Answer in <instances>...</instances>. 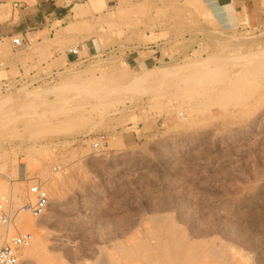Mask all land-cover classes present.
Listing matches in <instances>:
<instances>
[{
    "label": "rangeland",
    "instance_id": "374dc122",
    "mask_svg": "<svg viewBox=\"0 0 264 264\" xmlns=\"http://www.w3.org/2000/svg\"><path fill=\"white\" fill-rule=\"evenodd\" d=\"M101 1L65 28L82 44L70 62L57 34L45 48L0 41V194L20 205L30 184L47 191L40 217L22 213L42 224L47 264H110L101 249L117 245L134 251L122 264H165L150 229L168 221L185 232L181 248L197 242L194 261L223 241L238 263L264 264V28L222 27L216 1Z\"/></svg>",
    "mask_w": 264,
    "mask_h": 264
},
{
    "label": "crops",
    "instance_id": "0c3cea01",
    "mask_svg": "<svg viewBox=\"0 0 264 264\" xmlns=\"http://www.w3.org/2000/svg\"><path fill=\"white\" fill-rule=\"evenodd\" d=\"M105 1L108 4L110 0ZM101 2V0H0V41L20 34L26 45L33 43L45 48V46H49V40L57 34V39L64 42L68 48L76 45L81 48L82 44H74L78 35L68 34L65 31L71 19V9L75 3H86L94 9V11H90L97 14L99 11L95 9L101 8ZM215 3L220 9L208 10L222 27L239 28L244 25L254 29L264 28V0H216ZM84 43L87 49L94 47L87 40ZM57 49V46H52L50 50L58 55ZM67 49L65 59L70 62L74 57L68 53ZM27 52L14 55L8 60L16 61L19 64V60L26 56ZM30 54L34 63L37 62L39 55ZM149 57L155 58L156 62L160 55L154 50ZM147 63H150L149 59L139 58L134 64L147 66Z\"/></svg>",
    "mask_w": 264,
    "mask_h": 264
},
{
    "label": "bare ground",
    "instance_id": "6f19581e",
    "mask_svg": "<svg viewBox=\"0 0 264 264\" xmlns=\"http://www.w3.org/2000/svg\"><path fill=\"white\" fill-rule=\"evenodd\" d=\"M190 1H192L193 3H201V2H204V1H206V2H214V1H216V0H190ZM86 3H75L74 5H73V7H72V9H71V14H70V17H71V19L69 20V23H68V25L69 26H72V25H74L75 23H76V21L78 20V17L82 14V12H83V10H84V5H85ZM225 4V3H224ZM222 7H224V6H222ZM227 7H228V5H227ZM3 8V7H2ZM226 8V7H225ZM9 10V9H8ZM7 10V11H8ZM232 18V17H231ZM230 19V18H229ZM233 20V19H232ZM231 20V21H232ZM229 22V21H228ZM230 23V22H229ZM232 23V22H231ZM231 26V25H230ZM234 26V25H233ZM262 56H264V55H262ZM247 63V62H246ZM79 78H77V79H74V81H72L73 83H75L77 80H78ZM70 81V80H69ZM69 84V83H68ZM67 84V85H68ZM71 84V83H70ZM69 84V85H70ZM66 85V86H67ZM68 85V86H69ZM47 88V87H46ZM60 88H61V86H60ZM34 90V89H33ZM45 91L46 89L45 88H42V90H34V91H28V92H26L25 94H22V95H19L18 97H19V100L20 101H25V103L26 102H32L33 100H35L39 95H40V93H41V91ZM95 156H97V154H95ZM20 163H21V165L19 166V169H20V171H21V174L19 175V177L20 178H22L23 176H24V172H25V169H26V166H25V163L23 162V161H20ZM23 166V167H22ZM260 188V187H259ZM22 189V188H21ZM21 189H20V191H21ZM257 190V189H256ZM261 190H262V188H261ZM259 191V190H258ZM257 191V192H258ZM255 192V191H254ZM261 192V191H260ZM259 192V193H260ZM244 195V194H243ZM252 195V194H251ZM253 196V195H252ZM258 196V195H257ZM262 196H264V195H262ZM13 198H14V195H13ZM241 198V197H240ZM246 198H248V197H246ZM245 198V199H246ZM252 198V197H251ZM256 198V197H255ZM259 198H260V196H259ZM26 199V198H25ZM54 200H59V197L58 196H56V197H54L53 198ZM248 199H250V198H248ZM247 199V200H248ZM262 199H264V197H262ZM261 200V198L260 199H258V202ZM24 201V200H23ZM246 201V200H245ZM249 201V200H248ZM5 202V205L7 206V203H6V201H4ZM251 203H252V201H250ZM250 202H248L249 203V205H250ZM244 203V202H243ZM247 203V204H248ZM262 203H264V202H262ZM20 204V203H19ZM240 204V203H239ZM247 204H245V205H247ZM244 205V204H243ZM236 206V205H235ZM241 206V205H240ZM239 206V207H240ZM7 207H9V206H7ZM244 207V206H243ZM238 208V207H237ZM229 210V209H228ZM232 211V210H231ZM237 211V210H236ZM242 211V210H241ZM261 211V210H260ZM220 212H221V210H220ZM234 212V211H233ZM232 212V213H233ZM226 213V212H225ZM224 213V214H225ZM235 213V212H234ZM234 213H233V215H234ZM238 214H240L241 215V213H240V211L239 212H237ZM237 214V215H238ZM25 214H20L19 216H17L16 217V219H15V223H14V225H15V227L14 228H9V229H7V232L6 233H9L8 231L10 230V233L9 234H13V232L14 233H20V232H18L17 230H19V231H22V230H29V229H31V227L32 226H34V225H36V226H38L39 227V229H38V231H36V233L33 235V238H32V242H31V244L28 246V247H26V252H24V255L21 257V259H20V262H21V264H47L46 263V260H48V259H46L45 260V252L47 251V247H48V245H47V243H46V241H45V239H44V237L42 236V234H41V232H40V227H41V225L40 224H38V223H36V222H34V220H32V219H30V218H26L25 216H24ZM230 215H232V214H230ZM232 215V216H233ZM27 216V215H26ZM223 216V215H222ZM236 216V215H235ZM239 216V215H238ZM28 217V216H27ZM168 217V216H167ZM171 218V217H170ZM169 218V219H170ZM152 219V220H151ZM150 219V221L152 222L153 221V218H151ZM155 219V218H154ZM166 219V218H165ZM230 219V218H229ZM235 219V218H234ZM233 219V220H234ZM36 221V220H35ZM162 222L164 221V220H161ZM229 221V220H228ZM41 222H42V220H41ZM155 222H157L156 220H155ZM165 222V221H164ZM164 222H163V224H164ZM176 222V221H175ZM154 223V222H153ZM178 223H177V225L175 224V223H173L172 221H168V223L165 225V227L163 226V228L162 227H160V226H154V227H152L151 229H150V231L152 230V233H154V235H156L157 234V236L159 235H161L162 233H163V239H162V248H163V251H164V257H166V261H165V264H198L199 263V261L197 262V260L199 259V255L197 256V259H196V257L194 258L195 259V261L193 260V259H191V258H193V256L195 255L196 256V253H197V248L196 247H198V246H196L195 247V245L196 244H194V243H197L196 241H194V242H192V240L191 239H189V240H191V242H186V246H184V249L183 248H181V243L182 242H184V241H186V236L184 235V233L181 231V229H180V227H178ZM231 225V224H230ZM14 229H16L15 231H14ZM146 231V230H145ZM0 232H3V229L2 230H0ZM147 232V231H146ZM232 232V231H231ZM240 233V232H239ZM150 234V233H149ZM238 235V234H237ZM2 236V235H1ZM150 236V235H149ZM159 236H158V238H159ZM155 237V236H154ZM1 238V240L3 239L2 237H0ZM137 238V237H136ZM212 238V237H211ZM240 238V237H239ZM138 239V238H137ZM217 239V238H216ZM237 239V238H236ZM0 240V245H1V243H2V241ZM147 240V239H146ZM209 240V239H208ZM223 240V239H222ZM141 241H143V240H140V242L139 243H137V245H136V248H138V247H141L142 246V248H144V244H142L143 242H141ZM214 241V240H213ZM212 241V242H213ZM220 241V240H219ZM221 242H223V241H221ZM221 242H215L212 246H210L211 248H210V250H209V252L207 253V252H205V250H204V252H205V254H204V252L203 253H201L202 255H203V257H204V263H205V259H206V256H208V258H210V260H208V258H207V260L206 261H208V262H210V261H212V263L210 262V264H213L214 262V264H237L238 263V259H236V255L235 256H233L234 254L232 253V252H230V251H227V247L225 246V245H222V243ZM120 243H122L123 244V242H120ZM149 243V242H148ZM160 243V242H159ZM199 243H201V242H199ZM227 244V243H226ZM117 245V244H116ZM134 245V244H133ZM148 245V244H147ZM198 245V244H197ZM200 245V244H199ZM202 245H203V243H202ZM204 245H205V243H204ZM207 245V244H206ZM126 246H128V245H126ZM124 247V245L122 246V245H117L116 247V251H107V250H105V249H101L102 251H101V254H100V257H101V262L100 263H110V264H122L121 262H120V260H118V258L120 259L121 257L122 258H127L128 257V255L130 254V253H132L131 251H133V249L132 248H130V247ZM149 246V245H148ZM156 246V245H155ZM231 246V245H230ZM133 247H135V246H133ZM145 247L147 248V246L145 245ZM151 247V246H150ZM135 248V249H136ZM196 248V249H195ZM203 248H204V246H203ZM110 249H113V248H110ZM145 250V249H144ZM137 251H139V250H137ZM235 251V250H234ZM200 252H202V251H200ZM132 254H134V251H133V253ZM235 254H237V253H235ZM147 255V254H146ZM201 255V256H202ZM143 256V255H142ZM46 257H47V255H46ZM133 257H135V256H133ZM145 257V256H144ZM148 257V256H147ZM203 257H201L202 259H203ZM233 257H235V259L237 260V262H235V260H234V258ZM48 258V257H47ZM131 258V257H130ZM146 258V257H145ZM199 259V260H201V262H200V264H203L202 263V259ZM155 259V258H154ZM157 260V259H156ZM123 261V260H122ZM125 261V260H124ZM134 262H135V260H133ZM132 261V262H133ZM130 262V261H129ZM86 263V262H85ZM85 263H82V264H85ZM125 263V262H124ZM131 263V262H130ZM71 264V263H70ZM126 264H128V263H126ZM136 264V263H135ZM158 264V263H157ZM163 264V263H162ZM238 264H240V263H238Z\"/></svg>",
    "mask_w": 264,
    "mask_h": 264
},
{
    "label": "built area",
    "instance_id": "2783aa9c",
    "mask_svg": "<svg viewBox=\"0 0 264 264\" xmlns=\"http://www.w3.org/2000/svg\"><path fill=\"white\" fill-rule=\"evenodd\" d=\"M11 45L14 50H19L26 45V42H24L20 36L15 35L12 37ZM67 51L73 55L74 59H77L79 57L80 47L77 45L72 46L69 47ZM57 76L58 71L54 69L50 73L40 76V79H53ZM16 78L17 81H19L17 83L28 80L27 78L20 76H17ZM40 79L37 81H40ZM104 142L105 138L102 136L100 137V140L93 142V146L99 148ZM0 195L2 196L0 197V230L3 229L4 231L14 226L15 219L20 214L25 212L29 213L32 217L37 218L46 211L49 205L48 193L40 182H35L28 186L27 200L20 205H16L13 200L9 199V197H5V195L2 194ZM7 200L10 204L8 205L9 207H7L4 202H7ZM32 238L33 234L31 231L13 234L6 233L3 236L2 244L0 245V264H21V251L31 244Z\"/></svg>",
    "mask_w": 264,
    "mask_h": 264
}]
</instances>
